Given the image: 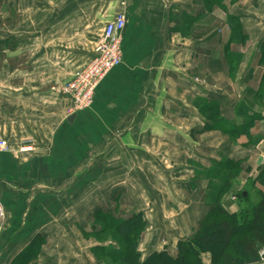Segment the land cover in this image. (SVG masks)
I'll use <instances>...</instances> for the list:
<instances>
[{"label": "crops", "instance_id": "0c3cea01", "mask_svg": "<svg viewBox=\"0 0 264 264\" xmlns=\"http://www.w3.org/2000/svg\"><path fill=\"white\" fill-rule=\"evenodd\" d=\"M6 1L4 18L22 19L0 26V136L11 146L0 150V264H110L94 252L96 212L147 216L161 199L181 215L157 231L176 243L191 235L209 212L187 200L200 181L194 160L235 158L229 135L207 129L198 97L218 100L229 122L242 120L238 105L261 113L251 147L264 167V0ZM122 11L123 63L75 113L53 87L85 68ZM26 143L34 150L20 151Z\"/></svg>", "mask_w": 264, "mask_h": 264}, {"label": "trees", "instance_id": "16d2710c", "mask_svg": "<svg viewBox=\"0 0 264 264\" xmlns=\"http://www.w3.org/2000/svg\"><path fill=\"white\" fill-rule=\"evenodd\" d=\"M262 53L261 61L264 65V48ZM257 96L261 100L264 99V77ZM196 105L207 120L210 118V125H206L207 129H218L228 134L231 139L242 135L252 138L254 135L251 132L254 124L262 117L258 115L252 119L254 112L252 114L244 112L242 105H238L237 111L242 118L241 124L238 127H230L214 121L222 116L219 112L220 102L218 100L198 97ZM248 119L252 120L247 121ZM243 160L244 158L236 159L227 155L220 161H214L217 168L208 175L210 184L205 194L209 212L192 236L178 240V253H173L168 249L155 250L142 259L143 256L138 248L139 235L146 225L144 213L119 218L115 213L99 210L95 214L96 221H102V224L100 228L97 224L93 234L100 235V233L107 232L109 228L113 229L129 247L127 245L120 248L100 246L94 249L95 254L109 263L112 261L111 264H205L201 253L208 251L213 254L212 264L257 263L261 257V251L264 250V189L258 190L259 199L251 203L248 201L247 193L242 192L240 196L244 197L249 204H242L241 208L235 212L226 209L222 201L223 195L231 185L229 181V178L233 177L231 170L233 172L239 170ZM226 169L229 171L224 173ZM258 181L264 186V167L260 169ZM220 244L222 245L221 250L216 253L215 246ZM231 247L233 252H228V248Z\"/></svg>", "mask_w": 264, "mask_h": 264}, {"label": "rangeland", "instance_id": "374dc122", "mask_svg": "<svg viewBox=\"0 0 264 264\" xmlns=\"http://www.w3.org/2000/svg\"><path fill=\"white\" fill-rule=\"evenodd\" d=\"M13 7V5H10L9 2H7L6 0H0V13L2 14L0 16V26H8V25H14L17 24L16 21L21 20L22 18L20 17H8V18H4L5 16H7L8 11L6 10H10ZM24 8V5L21 6V9ZM11 13V11H10ZM23 23V27L25 26V18L24 20H22ZM222 115V114H221ZM254 116H252L251 118L253 119L255 116H261V113L258 112H254L253 114ZM252 119H248L252 120ZM214 121L216 123L222 124V125H226V126H230V127H238L240 126L239 124H241V120H238L236 122H229L227 121L223 116H220L216 119H214ZM242 136L238 137V138H233L230 140H232V148L231 150L234 152V156L236 159H238L237 157L240 156V152H247V154H249V156H251V158L245 159L243 160V162H241V166L239 170H235L234 172L231 170V176L229 178V181L231 183V185H229L228 189L226 190L225 194L223 195V203H224V207L226 209H228L229 211H238L241 208V205L243 204H249L251 202H255L259 199V196L257 194L258 190L260 189H264V186L258 181L259 175H260V167H258V164L260 162V157L259 154L256 153V151H254L251 147V145H256V143H258L261 139V136H253L252 138H246L248 139V142H244L242 141L240 138ZM250 143V145H249ZM242 147H244L242 149ZM246 149V150H244ZM206 150V149H205ZM244 150V151H243ZM214 154V153H213ZM220 158L221 157H225L229 154V152H225V151H220ZM243 155H245V153H241ZM216 155L214 154V157H210L208 156L207 158H203L202 160L199 159H195V163L194 167H195V179H198L200 181L198 182H194L193 185H191V189H193L194 193L196 195L194 196H189L187 198V200H201V201H206L205 203H207L206 200V195L204 194V189L206 188V181L208 179V175L210 173H212L213 170H215V168H217V166L214 164L217 158L215 157ZM230 156V155H228ZM208 159V160H207ZM221 160V159H220ZM175 164V163H174ZM175 167V165H174ZM173 165L168 167V170L170 171L169 174H172V176H176V170H174ZM229 171V169H226V171H224V173H227ZM178 175V174H177ZM194 179V180H195ZM177 180V179H176ZM204 185H203V183ZM159 185V184H158ZM162 187V186H158ZM183 186H181V190ZM199 188V189H198ZM242 192L247 193L246 196H248V201H250L248 203V201L240 196V194ZM182 199V198H181ZM176 202V199H173ZM156 204V201H154L153 205L151 206V210H147V212H150V214H148L147 216H145L146 219V225L144 226V229L142 230V233H140L139 237V251L141 253V255L143 256V258H146V254L151 252V250L156 249V251L159 249L161 250L162 246L166 244V245H171V247L174 249V251H172L173 253H178V242L176 243V241L170 237V235L166 232V231H157L158 226L155 224L156 222H166V221H170L172 219L173 216L176 217H180L181 212L178 211V205L177 203H173V201L170 199H161V203L157 204L156 206H154ZM227 206H226V205ZM169 208V209H168ZM168 210L171 211H176V214H172L171 212L169 213ZM178 211V212H177ZM130 209L127 210V214L125 213V215L123 216L118 215L119 218H128V216L130 215ZM119 214V213H118ZM127 215V216H126ZM183 216V214H182ZM220 218H222L219 215ZM215 219V218H214ZM213 221V220H212ZM212 221L210 222V224L212 223ZM98 224V226H97ZM102 224V221H96V226L100 228ZM95 227V228H97ZM200 227V224L198 225L197 228H195L194 230L191 231V235L192 236L194 234L195 231H197ZM208 228V227H207ZM190 233V232H189ZM138 234V233H137ZM157 237V243L154 241V239ZM188 236V237H189ZM96 239V242L98 243V247L100 246H106L107 247H116V248H120L122 246L125 247V245H127L129 247V245L123 240L121 239V237L117 234V232H115L113 229H110L107 232H103L100 233V235H96L93 234V236ZM135 237V236H134ZM177 236H175L174 238H176ZM171 238V239H170ZM150 242H154L156 243L154 246L151 247ZM222 245H216L215 246V252L219 253L221 250ZM158 248V249H157ZM169 248V246H168ZM163 249V248H162ZM166 249V248H165ZM164 250V249H163ZM169 250V249H168ZM228 252H233L232 247L228 248ZM237 252V251H236ZM202 261L205 264H212V261L214 260L213 258V254L211 252L205 251L202 252ZM112 263V261H110ZM110 263V264H111Z\"/></svg>", "mask_w": 264, "mask_h": 264}, {"label": "built area", "instance_id": "2783aa9c", "mask_svg": "<svg viewBox=\"0 0 264 264\" xmlns=\"http://www.w3.org/2000/svg\"><path fill=\"white\" fill-rule=\"evenodd\" d=\"M128 17L124 11L108 21L104 27L103 35L96 43V49L89 63L74 78L67 83L53 87L60 95L68 96L74 103L73 112L77 113L89 108L93 104L97 86L109 74V71L123 63V33ZM0 150L10 151L11 146L7 139L0 136ZM34 146L26 143L20 151H32ZM0 213L3 206L0 203ZM255 264H264V250Z\"/></svg>", "mask_w": 264, "mask_h": 264}, {"label": "water", "instance_id": "95a60500", "mask_svg": "<svg viewBox=\"0 0 264 264\" xmlns=\"http://www.w3.org/2000/svg\"><path fill=\"white\" fill-rule=\"evenodd\" d=\"M75 118V115L73 114V115H71V119L70 120H72V119H74Z\"/></svg>", "mask_w": 264, "mask_h": 264}]
</instances>
